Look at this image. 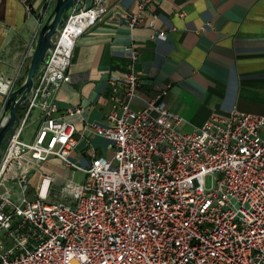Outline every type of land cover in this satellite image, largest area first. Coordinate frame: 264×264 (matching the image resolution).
<instances>
[{
    "label": "built area",
    "instance_id": "obj_1",
    "mask_svg": "<svg viewBox=\"0 0 264 264\" xmlns=\"http://www.w3.org/2000/svg\"><path fill=\"white\" fill-rule=\"evenodd\" d=\"M156 1L141 0L138 13L123 14L131 29ZM105 3L74 0L3 149L0 264H264V116L233 110L183 133L164 93L132 110L139 85L132 46L128 69L109 80L105 126H91L112 143L113 156L91 150L85 168L70 160L75 126L57 115L55 96L70 79L79 37L108 13ZM18 82L0 76V95L7 100ZM33 110L40 121L25 142ZM81 112L70 108L67 115ZM51 159L84 181L56 186L54 176L41 173L29 185Z\"/></svg>",
    "mask_w": 264,
    "mask_h": 264
},
{
    "label": "crops",
    "instance_id": "obj_2",
    "mask_svg": "<svg viewBox=\"0 0 264 264\" xmlns=\"http://www.w3.org/2000/svg\"><path fill=\"white\" fill-rule=\"evenodd\" d=\"M55 1L0 0V76L21 83ZM140 1L106 0L108 13L79 37L70 79L55 96L57 115L75 126L70 160L81 168L89 164L91 150L113 156L112 143L91 126H105L112 111L109 80L128 69L132 46L139 75L132 110L141 111L164 93L167 108L182 119L183 133L233 110L264 116V0H157L131 29L125 15L138 13ZM93 2L85 0V6ZM5 102L0 95V115ZM70 108L82 112L68 116ZM32 115L37 131L41 113ZM34 133L24 132L22 139L31 141ZM56 161L42 165L45 174L54 176L46 167Z\"/></svg>",
    "mask_w": 264,
    "mask_h": 264
},
{
    "label": "water",
    "instance_id": "obj_3",
    "mask_svg": "<svg viewBox=\"0 0 264 264\" xmlns=\"http://www.w3.org/2000/svg\"><path fill=\"white\" fill-rule=\"evenodd\" d=\"M74 0H56L50 15L41 24L37 43L27 66V72L20 86L7 98L0 115V162L3 149L12 135L15 124L21 114L19 110L30 101L31 94L35 88V81L39 79L45 67L48 50L52 47V37L63 27L68 14L71 13Z\"/></svg>",
    "mask_w": 264,
    "mask_h": 264
},
{
    "label": "rangeland",
    "instance_id": "obj_4",
    "mask_svg": "<svg viewBox=\"0 0 264 264\" xmlns=\"http://www.w3.org/2000/svg\"><path fill=\"white\" fill-rule=\"evenodd\" d=\"M34 112H37V110H33V113ZM36 114H34L35 116ZM30 118V120L26 123V126H25V134H29V133H34L36 131V127L32 124V120H33V117ZM35 134V133H34ZM33 134V135H34ZM53 161V160H52ZM47 170H49V172L51 174L54 175V178L56 180V186H61L63 185L62 183L66 180H72L74 183H77V184H80L84 181L85 179V176L83 173L81 172H75L73 173L72 170H69V169H66L65 167H63V165L60 163V161H56L54 162V165H47ZM41 173H46L45 170L41 169V172H37L35 173L30 181H29V185H31L32 187H35L38 179H39V176Z\"/></svg>",
    "mask_w": 264,
    "mask_h": 264
},
{
    "label": "trees",
    "instance_id": "obj_5",
    "mask_svg": "<svg viewBox=\"0 0 264 264\" xmlns=\"http://www.w3.org/2000/svg\"><path fill=\"white\" fill-rule=\"evenodd\" d=\"M19 84V83H18ZM26 110V106L22 107L20 110H19V113L21 114H24L23 112Z\"/></svg>",
    "mask_w": 264,
    "mask_h": 264
}]
</instances>
